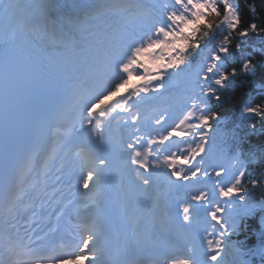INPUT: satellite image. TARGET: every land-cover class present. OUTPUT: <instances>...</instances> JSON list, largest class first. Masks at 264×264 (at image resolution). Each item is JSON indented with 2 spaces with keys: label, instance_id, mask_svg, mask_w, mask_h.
<instances>
[{
  "label": "snow or ice",
  "instance_id": "obj_1",
  "mask_svg": "<svg viewBox=\"0 0 264 264\" xmlns=\"http://www.w3.org/2000/svg\"><path fill=\"white\" fill-rule=\"evenodd\" d=\"M59 7L61 11L74 10L80 16L66 14L61 20L53 16L56 5L48 0H29L25 4L0 0V10L5 15L23 14L19 32L0 37V158L7 172L14 148L45 135L51 138L52 129L57 128L63 149L74 160L78 175L73 179L77 192L90 211L83 219L73 220V235L78 236L79 241L70 254L66 249L57 251L55 245L49 249L52 264H80V261L85 264H141L122 260L114 250L111 238L114 222L120 224L129 244L138 239V225L127 215V191L122 184H115L114 174L127 176L138 192L147 194L153 185L154 170L161 167L158 159L150 160L159 151L152 145L163 146L173 136L183 139L187 135L181 128L184 124L181 120L162 137L149 135L145 148L143 125L138 123L141 109L161 100L169 91L168 84L173 77L181 76L191 78L194 88L199 90L191 94L194 105L199 102L208 106L209 97L219 100L217 89L225 88L234 77L253 75L256 71V65L244 55L242 44H237L235 51L231 50L233 34L244 38L249 31L257 33L264 29L252 23L237 33L240 15L235 0H157L152 5H145L142 0H130L126 5H115L109 0H71L69 4L65 0ZM116 9L132 12L136 23L125 26L119 39L111 38L110 29H99L94 42L75 46L71 57L63 55L61 44L49 46L27 31L40 27L42 19L47 17L54 21L52 34L55 35L57 31L66 32L82 15L107 18ZM44 30L47 31L46 25ZM217 30L227 34L214 45ZM25 40L30 41V47H17L18 42ZM237 56L239 68L228 67ZM69 90H74L77 96L78 128L58 123L64 115L62 99ZM244 111L249 118L261 115L258 106L247 107ZM199 120L191 127L207 131L195 141L190 152L183 156L175 153L165 156L163 165L174 178L172 184L181 182L177 187L192 182L191 193L180 205L183 224L191 225L193 219L203 214L205 225L211 220L224 233L229 229L235 231L238 219L257 208H264V201L249 203L243 195L225 201L231 204L227 219L218 216L222 211L219 203L214 209L209 207L217 201V190L220 197H232L243 182L245 171L241 169L245 167L237 153L229 160H236L238 167L214 170L218 178L231 176L230 186L223 187L224 180L220 179L212 181L216 185L213 191L200 187L211 181L210 173L196 165L207 163L202 154L213 140L208 133L213 127L210 121H217V116L202 113ZM164 121L162 115L155 123L162 125ZM114 122L121 131L133 128V134L127 140L113 139ZM250 126L254 128L255 124L250 123ZM216 127L217 135L222 137L224 133ZM248 159L264 161V152H250ZM252 183L253 187L260 185L258 181ZM161 204L169 207L165 201ZM13 232L11 227L6 228L0 239L7 257L0 260V264H39L36 249ZM206 245L213 254L192 247L188 249L189 255L166 257L164 264H209L210 261L250 264L244 258L245 253L227 240L206 238ZM147 251L162 253L163 250L152 247ZM255 254L264 256V248L257 249Z\"/></svg>",
  "mask_w": 264,
  "mask_h": 264
},
{
  "label": "trees",
  "instance_id": "obj_2",
  "mask_svg": "<svg viewBox=\"0 0 264 264\" xmlns=\"http://www.w3.org/2000/svg\"><path fill=\"white\" fill-rule=\"evenodd\" d=\"M235 3L240 15L237 33L249 28L252 23H255L258 29H264V0H235ZM226 34V31L217 30L213 44H218ZM237 44L243 45L246 54L256 65V71L253 75L234 77L227 82L225 88L217 89L220 99H214L213 111L217 118L226 117L233 121L241 117L240 128L244 132V141L248 144V148L251 152H264V32L249 31V35L244 38L234 33L231 50ZM211 85L214 88L217 87L214 84ZM255 106L261 109V115L249 118L244 110ZM250 123L255 124V127H251ZM247 178L246 188L250 191L248 202L264 201V161L260 159L251 161ZM253 181L260 182V185L253 187ZM259 214L264 215V208H257L243 216L241 223L231 234L243 249L244 258L251 256L252 260L257 259L254 248L264 237L257 242L260 232Z\"/></svg>",
  "mask_w": 264,
  "mask_h": 264
},
{
  "label": "bare ground",
  "instance_id": "obj_3",
  "mask_svg": "<svg viewBox=\"0 0 264 264\" xmlns=\"http://www.w3.org/2000/svg\"><path fill=\"white\" fill-rule=\"evenodd\" d=\"M76 14H77V16H80L79 13H76ZM1 18H5V16H2L1 15ZM107 18L109 20H113L114 19V16L113 15H109ZM78 21L79 22H82L83 21V18L81 17L80 19H78ZM5 22L8 23V24H10L11 30L8 31V32L3 31L1 37L5 36L6 34H10L13 30H15V24L12 22V19H8ZM148 107H150V106H148ZM154 171H156V177L153 180V185H152V187H151L150 190L152 192H155V193L165 192L167 185L170 184V182L173 180V178H171L170 176L166 177L165 174L160 173L159 172L160 171L159 168L155 169ZM211 254L212 253H209V255H211Z\"/></svg>",
  "mask_w": 264,
  "mask_h": 264
},
{
  "label": "rangeland",
  "instance_id": "obj_4",
  "mask_svg": "<svg viewBox=\"0 0 264 264\" xmlns=\"http://www.w3.org/2000/svg\"><path fill=\"white\" fill-rule=\"evenodd\" d=\"M152 1V3H155L156 2V0H151ZM170 92H172V94H171V99H172V101H177V102H180L181 100H185V96H186V89L183 87V86H179L178 88H176V89H172V90H170ZM190 102V101H189ZM188 102V103H189ZM191 115V114H190ZM193 124H196V123H193ZM192 124V125H193ZM191 125H188L186 122H184V124L182 125V129L184 128V130L186 131V132H188V131H196V130H198V129H195V128H192V127H190ZM189 146H190V148H192V147H194L195 145H192V144H189ZM184 148L186 149V146L184 145ZM216 153H213V155H215ZM222 156H224V155H221V154H219V157H222ZM229 169V168H228ZM226 180H228L229 179V176L227 177V178H225ZM227 186H229V185H227ZM226 186V187H227ZM225 187V188H226ZM217 196H219V194H218V190H217ZM220 197V196H219Z\"/></svg>",
  "mask_w": 264,
  "mask_h": 264
}]
</instances>
